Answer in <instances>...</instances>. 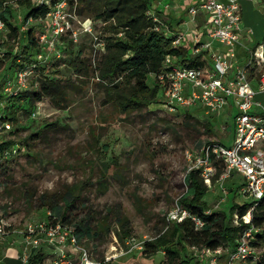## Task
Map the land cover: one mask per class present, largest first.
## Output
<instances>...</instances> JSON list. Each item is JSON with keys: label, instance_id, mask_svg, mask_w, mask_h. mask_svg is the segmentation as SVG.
<instances>
[{"label": "rangeland", "instance_id": "1", "mask_svg": "<svg viewBox=\"0 0 264 264\" xmlns=\"http://www.w3.org/2000/svg\"><path fill=\"white\" fill-rule=\"evenodd\" d=\"M10 4L17 36L9 38L8 30L0 25V86L12 77L24 56L34 55L32 49L25 48L28 27L36 34L47 25L46 21L32 20L24 24L26 9L14 2ZM189 6L190 3L187 8ZM159 14L154 12L153 15L158 16L159 29L166 32L168 24ZM183 16L187 25L190 18L185 13ZM84 19L80 17V22ZM91 22L92 34L103 39V24L92 19ZM250 26L255 33L250 35L253 41H264V16L256 18ZM182 30L188 29L183 26ZM46 34L49 41L53 40L50 33ZM80 35L78 44L67 45L66 50H60L59 57L56 56L61 45L59 41L55 48L52 47L54 50L44 49L42 42L46 59L40 66L45 67L44 71L52 78L74 81L78 87L70 94L68 106L56 109L43 99L35 103L32 110H8V116L15 118L9 121L15 132L7 136L17 144V151L0 161V217L8 224L6 232L24 233L27 223L42 221L47 211H53V205L61 206L70 221L85 219L91 231L98 233V236L82 238L80 242L93 258L112 257L109 264H162V251L145 257L142 248L130 250L131 245L126 242L133 239L134 243H142L163 232L166 213L178 204L179 197L186 191L184 178L192 171L193 157L212 142L231 146L229 126L232 128V122L230 124L228 118L225 125L223 117L205 114L198 107L185 109L174 104L175 110L170 112L164 105L163 90L159 91L155 102L138 111L121 114L113 105L104 103L103 87L93 74L78 75L70 68L69 62L79 48L82 49L81 57H87L93 63H97L101 55L92 36ZM166 35L172 36L168 31ZM182 35L185 42L186 33ZM7 53L10 54L6 56ZM189 53L190 57L195 56L193 50ZM208 64L211 65L206 56V67ZM153 81L149 76L148 84L152 85ZM252 88L254 100L261 106L258 111L264 108V91H260L256 83ZM32 90H37L33 84ZM29 135L39 136L30 138ZM1 136L0 142L6 141V134ZM109 159L114 163L105 172L103 165ZM219 168H222L221 164ZM213 177L201 197L208 212H222L229 217L233 205L252 201L238 193L242 181L238 174L231 173L222 182L227 195L217 182L219 176L212 181ZM68 192L72 194L68 196ZM42 195L52 202H42ZM221 199L224 201L218 205ZM119 215L128 220L129 228V234L122 240L119 239L123 236L117 222ZM226 222L236 226L233 217ZM104 227L108 229L107 233H104ZM7 242H11V238L8 237ZM40 245L45 253L43 264H51L55 250L45 243ZM254 248L256 258L264 252V244ZM2 251L0 248V264H6L1 262ZM188 253L193 257L192 250ZM255 261L247 260L241 264H255ZM218 263L222 264L223 259Z\"/></svg>", "mask_w": 264, "mask_h": 264}, {"label": "trees", "instance_id": "2", "mask_svg": "<svg viewBox=\"0 0 264 264\" xmlns=\"http://www.w3.org/2000/svg\"><path fill=\"white\" fill-rule=\"evenodd\" d=\"M11 2L26 9L23 17L24 24L30 20L44 22L49 11L46 6L35 5L32 0H0V25L8 30V37L13 39L17 36V28L12 25L14 13ZM73 3H75L76 15L102 23L105 34L103 39H99L103 44V50L97 49L101 53L97 63L91 62L87 57H81L82 49L79 48L69 62L70 68L78 75L87 72L93 74L94 79L97 78L96 82L103 87L104 103L113 105L121 114L138 111L151 102H155L159 91L164 90L166 86L165 75L171 61L174 62V66L206 68L207 53L205 51L190 57L189 50L174 46V37L167 36L159 29L158 20L153 14L150 15L151 0H75V2L70 0V4ZM42 32L43 30L35 34L33 28L28 27L25 48L32 49L34 55L33 57L24 56L23 62L17 64V69L12 75V77L15 76L18 71L31 70V74L27 77V88L17 96L11 97L2 93V86L6 80L0 86V117L7 121L15 120L14 116H8V110L11 108H14L15 112L21 109L32 110L34 104L43 99H47L56 109H65L70 102V94L78 88L74 81L62 82L60 79L52 78L44 71L45 67L40 66L43 60L39 61L37 57L43 53V43L39 39ZM81 35L89 37L87 34ZM58 41L62 45L58 47L60 55V50H66L67 45L78 44L79 38L74 43L66 34L59 37ZM9 54L7 53L6 56ZM167 59H169L168 62ZM149 76L154 80L152 85L148 84ZM32 84L37 87L36 91L32 90ZM14 132L11 130L3 134L7 136ZM38 136L29 135L30 138ZM5 138L6 141L0 142V155L11 150L14 145L17 146L14 140L8 136ZM112 163L114 160L109 159L103 165L105 172L109 170L108 166ZM219 165L220 163L215 164L216 173L212 181L223 171V166L220 169ZM184 183L187 188L179 197L178 205L198 219L202 225L196 227L190 218H186L180 223L167 225V228L156 237L142 241V254L150 257L162 251L164 254L162 264H194V257L188 253V250L194 248H233L238 236L248 227L243 222L235 227L229 226L226 221L231 220L235 211L240 220L249 209V204L233 205L229 210V217L222 212H208L209 209L201 201L207 186L199 178L197 171H188ZM71 194L68 192V196ZM40 200L52 202V199H47L44 195L40 197ZM65 204L68 206L67 202ZM52 210L50 211L54 215L52 223L73 225L80 245L82 238L98 236L97 232L91 231L85 219L72 222L61 206L53 205ZM49 217L46 215L44 219L47 220ZM117 222L123 231V236L119 237L122 240L121 238L129 234L128 220L119 215ZM250 226L255 230L252 233L253 239L250 245L261 246L264 244V197L258 201L251 212ZM104 228V233H107L108 229ZM41 249L39 247L31 253L28 264H43L45 253ZM255 259V264H264V252L257 258L255 256Z\"/></svg>", "mask_w": 264, "mask_h": 264}, {"label": "built area", "instance_id": "3", "mask_svg": "<svg viewBox=\"0 0 264 264\" xmlns=\"http://www.w3.org/2000/svg\"><path fill=\"white\" fill-rule=\"evenodd\" d=\"M72 1L75 2V0ZM32 2L38 6L44 5L49 10L44 20L47 25L44 26L39 37L40 41L45 43L44 49L48 47L54 50L52 47L55 48L58 38L63 35L68 34L76 43L80 34H87L93 37L98 50H103L102 42L92 34V22L89 19L80 22V17L75 13V3L71 5L70 0H32ZM240 2L241 0H199L186 8L185 15L190 20L203 15L208 26L206 27L208 36L218 44L227 47L228 50L223 53H210V44L200 43L198 35H194L193 54L207 51L206 56L211 65L208 64V67L204 69L168 65L165 75L166 86L163 95L166 103L164 105L170 112L175 110L173 106L175 104L185 109L198 107L205 114H218L231 102L235 108V114L232 117V145L225 146L212 142L202 147L198 157H193L194 163L190 169L198 171L203 183L207 185L210 184L209 179L216 173L215 164L220 163L223 171L217 182L222 186L223 193L228 194L222 182L228 179L231 173H236L243 178L238 193L252 199L248 203L249 209L240 220L236 211L232 215L236 226L241 222L248 225L236 239L235 246L215 249L194 248L192 249L194 264H219L221 259H223L222 264H241L248 259H255L256 256L255 249L250 245L253 239L252 233L255 231L250 226V221L253 208L264 197V108L256 111L261 106L254 100L255 91L251 82L255 81L259 90L264 91V42L254 47L244 46L246 62L243 65L236 63L235 49L241 35ZM167 6L165 5L166 8ZM46 33H50L53 40L49 41ZM247 34H252V31L249 29ZM183 37L181 34L175 35L173 45L179 46ZM44 55L45 51L38 55L37 60L44 61L46 59ZM56 56L59 57V54ZM30 74L31 70L18 71L15 76L5 81L2 93L6 96H17L27 88V77ZM11 130L10 122L0 117V134ZM16 148L14 145L11 150L5 151L0 155L2 157L0 159L15 153ZM223 201L224 199H221L218 205ZM46 215L51 219L49 217L47 220L29 222L25 225L24 233L21 232L20 264H28L31 250L39 248L41 243L55 250L51 264L110 263L112 257L97 260L88 250L80 246L73 225L52 223L54 215L50 211H47ZM186 218H190L196 227L202 225L187 210L176 204L166 213L164 229L167 225L180 223ZM7 226L5 219L0 217V237L5 236ZM126 243L131 245L130 250L140 249L143 246V243H134L133 239H129Z\"/></svg>", "mask_w": 264, "mask_h": 264}, {"label": "crops", "instance_id": "4", "mask_svg": "<svg viewBox=\"0 0 264 264\" xmlns=\"http://www.w3.org/2000/svg\"><path fill=\"white\" fill-rule=\"evenodd\" d=\"M198 1L199 0H152L151 1L152 3L151 13L152 14H154V12H156L157 14L160 13L159 17L166 19L164 22L168 24V28L166 32L168 31L169 35H172L171 37H175V35L177 34L182 35L183 33H186L185 37L187 40H185L184 42L185 38H183L182 41L179 43V46L177 47H181L183 49L185 48L189 51H192L194 49L192 38L194 35H198L200 43L210 44V49H209L210 53L227 52L228 50L227 47L218 44L217 42L213 41L208 36V30H207L208 26H207V23H205V19L203 15H199L198 17H196V19L190 20V22H187V25H185L186 23L185 21H183V17L185 16H183V14L185 13L187 5L189 3L190 5H194ZM165 5L166 6L168 5L167 8L165 7ZM240 6H241V33H240L241 35L239 37V44L236 45V49H235L236 63L239 65H241V62H244V63L246 62L244 46L254 47L258 43L264 42V41L254 42L253 38L250 37V35H255V33L252 31L250 23L255 21L256 18L259 19V16H264V12H262L264 11V0L242 1ZM155 17L158 20L157 18L158 16L156 15ZM258 23L260 24V21ZM183 26L184 28L188 29L186 32H183V30L181 31ZM188 26H190L191 28H189ZM249 29L252 31V34H247V31ZM205 37L207 40H204ZM205 52L207 53V51ZM173 64L174 62L171 61V65ZM253 83H256V82L252 81L251 82L252 86H253ZM234 114H235V108L231 105V102H230L229 106L224 107V109H222L220 113L216 115L218 117H223V123L226 125L228 118H229V123L231 124L232 117L234 116ZM227 129H228V126H227ZM231 129H232L231 126H229L230 141L232 142L233 133ZM222 145L226 146V144H223V142H222ZM239 176L241 177V180H242L241 184H242L243 178L241 175ZM230 179L232 181L231 180L229 181L233 183V176L232 178L230 177ZM8 237L11 238V242H7ZM17 242L20 245L19 244L16 245ZM21 244H22V235L20 231H12V232L8 231L6 232L5 236L0 237V248L3 249L2 254H1V258H2L1 262L6 263V264H20V261H19L20 253L19 252L21 250ZM13 247H17V249L14 250ZM41 248L44 249L43 247ZM48 248L52 249L49 246Z\"/></svg>", "mask_w": 264, "mask_h": 264}]
</instances>
